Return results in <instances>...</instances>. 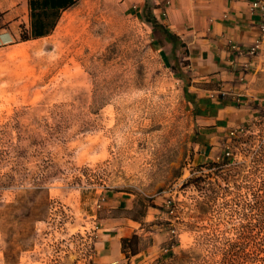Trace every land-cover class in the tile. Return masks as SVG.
Wrapping results in <instances>:
<instances>
[{
	"label": "rangeland",
	"instance_id": "rangeland-1",
	"mask_svg": "<svg viewBox=\"0 0 264 264\" xmlns=\"http://www.w3.org/2000/svg\"><path fill=\"white\" fill-rule=\"evenodd\" d=\"M133 5L82 0L68 27L0 45V264H95L110 191L157 207L139 249L177 229L141 264H264V50L259 109L211 140ZM225 143L230 161L213 157Z\"/></svg>",
	"mask_w": 264,
	"mask_h": 264
},
{
	"label": "crops",
	"instance_id": "crops-1",
	"mask_svg": "<svg viewBox=\"0 0 264 264\" xmlns=\"http://www.w3.org/2000/svg\"><path fill=\"white\" fill-rule=\"evenodd\" d=\"M82 0H0V45L22 40V34L47 36L57 27L64 29L76 19ZM134 7L141 12L144 0H132ZM156 18L175 35V41L154 31V39L165 49L170 50L174 59L179 61L180 72L187 76V94L196 104L201 116V127L215 136L231 122L247 119L259 109L257 81L262 66L261 53L249 58L232 51L231 43L249 48L262 34L260 16L250 9V0H151ZM70 13L74 18L64 21ZM58 14V16H57ZM62 26V27H60ZM50 33V34H51ZM49 35V34H48ZM30 40V39H28ZM163 42V43H162ZM261 48L264 50V45ZM182 55L177 58L178 55ZM250 60L251 69L245 71L243 62ZM245 73L246 83L239 77ZM221 90L230 91L226 97ZM215 92L216 96L211 94ZM256 99L254 104L249 100ZM261 99V98H259ZM233 127L227 128V134ZM221 134H219L220 137ZM208 140V138H207ZM211 143V142H210ZM217 157L223 147H213ZM121 192H106L105 199L114 216L106 220L104 241L99 247L95 264H121L126 254L122 239L137 232L143 244L146 221L159 218L157 207L149 205L145 215L135 210L132 197ZM123 207L127 211H119ZM155 213V214H153ZM152 223V222H151ZM167 228L161 234L152 235V243L141 247L140 251L127 257L130 264H141L148 255L157 256L170 235ZM144 234L142 236L141 234ZM151 233V232H150ZM152 258V257H151Z\"/></svg>",
	"mask_w": 264,
	"mask_h": 264
},
{
	"label": "built area",
	"instance_id": "built-area-1",
	"mask_svg": "<svg viewBox=\"0 0 264 264\" xmlns=\"http://www.w3.org/2000/svg\"><path fill=\"white\" fill-rule=\"evenodd\" d=\"M250 9L252 10V12L258 13L260 16V30L262 31V34L259 38H257L254 41V43L249 48H242L237 43H233V42L231 43V47H232V51L235 54L246 55L249 58H252L255 56L257 57L260 54L262 44L264 41V0H250ZM251 68L252 67H251L250 60H246L243 62V69L245 71H249ZM239 80L242 83L247 82V78L245 76V73L239 77ZM229 92L230 91H227V90H221L220 95L222 97H226L229 94ZM211 95L216 96V93L213 92ZM229 134L238 136L239 132L237 129H231L229 131ZM223 147H224L223 153L216 157L218 160H225L226 157H233L234 156V149L231 146V144L225 143ZM165 208H166L167 214H171V215H174V217H176L175 216L176 205H175V202L172 198H168L166 200ZM169 221H171V220H169ZM170 224H171L172 236L170 237V242L167 244V246H165L163 248V253H168L169 251H171L175 247L174 237L177 234V229H176L175 225L172 223V221L170 222Z\"/></svg>",
	"mask_w": 264,
	"mask_h": 264
},
{
	"label": "trees",
	"instance_id": "trees-1",
	"mask_svg": "<svg viewBox=\"0 0 264 264\" xmlns=\"http://www.w3.org/2000/svg\"><path fill=\"white\" fill-rule=\"evenodd\" d=\"M142 11H143L144 20L154 29V31L158 33H162L166 35V37H168L169 39H172L173 41H175V35L170 30H168V28H166L162 22H160L156 18L153 12V4L151 0H148V2L143 5ZM47 33L50 34L51 32H47ZM48 34H45V35H48ZM37 37H42V36L40 35L30 36L26 33L22 34V40H28V39L37 38ZM178 72H180V70H178ZM185 91L187 94V88H185ZM230 160H231V157L225 158V161H230ZM138 241H139L138 233H134L131 236L124 237L122 239L123 251L126 253L127 257H129L130 254L134 255L140 251L139 246L137 244ZM134 243L136 244L134 245Z\"/></svg>",
	"mask_w": 264,
	"mask_h": 264
},
{
	"label": "bare ground",
	"instance_id": "bare-ground-1",
	"mask_svg": "<svg viewBox=\"0 0 264 264\" xmlns=\"http://www.w3.org/2000/svg\"><path fill=\"white\" fill-rule=\"evenodd\" d=\"M72 15H74V14H72ZM70 13H66L65 15H64V17H63V19H64V21L66 22V21H71L73 18H74V16H72ZM60 27H62V26H60Z\"/></svg>",
	"mask_w": 264,
	"mask_h": 264
}]
</instances>
